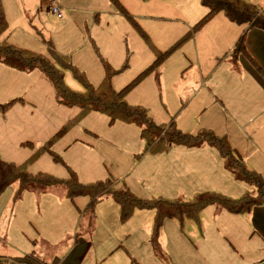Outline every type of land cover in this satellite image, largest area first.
<instances>
[{
  "label": "rangeland",
  "instance_id": "obj_1",
  "mask_svg": "<svg viewBox=\"0 0 264 264\" xmlns=\"http://www.w3.org/2000/svg\"><path fill=\"white\" fill-rule=\"evenodd\" d=\"M43 1L1 0L7 26L0 40L6 39L16 47L37 53L62 69L65 84L77 92H82L83 86L70 67L60 65V60L74 65L93 86L104 76L103 60L113 69L121 70L111 80L115 90H120L146 69L159 52L171 49L162 63L126 94L125 101L145 107L158 124H167L174 116L176 126L185 133L197 134L205 129V114L198 109L208 96L203 85L196 81L201 65L197 58L191 64L188 62L196 44L200 47L203 66L216 64L218 61L214 59L228 52V39L235 33L236 42L246 33L244 39L247 38L264 68V31L246 23L231 22L223 12L212 16L182 43L184 34L204 12L199 0H60L58 4L71 22L59 21L61 17L48 12ZM246 1L264 10V0ZM47 42H51L59 59ZM240 62L250 69L249 63ZM77 112L75 107L57 103L51 82L39 71L19 72L0 63L2 161L20 164L43 146L38 156L27 163L30 173L43 172L63 180L70 168L82 183L102 180L111 174L139 198L162 197L169 202L177 198L193 201L200 193L220 194L228 199L253 193L252 188L222 166L218 151L203 149L184 150L186 154L177 156L171 167L165 160L160 162L156 177L170 183L168 189H175L155 191L161 188L149 186L148 181L140 182L134 170L141 158L149 155L144 153L137 127L121 121L110 122L107 116L96 113L64 130ZM136 155L141 158L137 159ZM15 185L0 194V255L7 257L28 250V245L18 240L19 232L24 230L19 225L24 210L16 208L21 196H16L18 185ZM50 190L64 194V189L59 187ZM35 207L38 214L37 203ZM87 215L77 221L76 234L60 241L56 239L55 243L40 237L39 242L31 244L38 255L13 262L258 264L264 260V206L235 214L210 205L199 213L197 220L166 217L159 234V254L150 245L153 209L134 208L122 220L119 206L107 196ZM36 223L33 217L34 227ZM15 227L19 232L12 230ZM8 261L2 260L0 264H13Z\"/></svg>",
  "mask_w": 264,
  "mask_h": 264
},
{
  "label": "trees",
  "instance_id": "obj_2",
  "mask_svg": "<svg viewBox=\"0 0 264 264\" xmlns=\"http://www.w3.org/2000/svg\"><path fill=\"white\" fill-rule=\"evenodd\" d=\"M199 1L201 6L207 9V13L191 30H188L184 34L182 43L188 41L202 24L219 12H223L231 22L237 24L246 23L264 31V10L258 9L249 1ZM6 26L7 22L0 0V35L6 29ZM182 43L176 47L175 50L181 47ZM47 46L55 57L59 59V54L52 49L53 46L51 42H47ZM170 50L171 49L165 52H159V55L155 57V60L146 69L120 90H115L111 80L112 77L120 73L121 70L113 69L102 59L104 76L97 86L91 85L74 65L70 63L65 64L60 60V65H67L72 69L75 79L84 88L82 92H77L65 84L62 69L49 63L41 55L16 47L6 39L0 40V63L19 72L30 73L35 70L39 71L51 82L57 103L63 104L66 107H75L78 110L77 114L74 115L64 127V130H66L69 125L77 123L90 113H98L107 116L110 122L121 121L127 125H134L137 127L143 142L144 153L146 152L151 156L164 152L171 145L184 146L187 148H201L205 145L214 147L217 149L225 169L230 171L235 179L245 182L252 188V194L246 193L243 194L241 198L228 199L220 194L200 193L195 196L193 201L187 202L177 198L169 202L166 201L167 199H162V197L153 199L139 198L132 194L123 182L113 178L111 174H108V176L102 180L82 183L79 181L76 173L70 168H68V177L63 180H59L43 172L30 173L27 170V163L38 156L43 146L33 153L28 160L20 164L4 162L0 159V194L15 183L18 185V189L15 192L16 196L21 197L29 191L44 194L47 190H50L51 187H59L64 189V195L71 200L75 197L87 199L85 209L82 213L93 212L95 205L100 200L110 196L119 206L122 220L126 219L134 208H151L155 211V215L153 217L150 245L158 254L160 253V244L158 241L159 234L166 217H177L179 219L186 217L189 220H197L199 213L210 205L215 206L219 210L225 209L235 214L249 213L255 206H264V178L262 174L246 165L239 152L231 147L225 136H218L210 129H201L197 134L182 132L176 126L174 116L170 117V121L167 124H158L145 107L129 105L125 101L126 94L146 75L156 69ZM233 52L234 54L243 53L248 62L251 63L255 69L257 68L252 58L245 51L244 35L236 41ZM125 67L126 66L122 68ZM17 100L22 99L18 98ZM13 102H15V100L10 101V104ZM59 132L60 131H58V133ZM50 142L51 140L47 141L46 144ZM136 158L139 159L141 156L136 155ZM54 160L59 161L57 157H54ZM33 255V252L10 257L0 255V261L10 260L8 261L9 263L15 264L13 261H24L29 257L32 258ZM57 259L60 260L59 257ZM258 264H264V260Z\"/></svg>",
  "mask_w": 264,
  "mask_h": 264
},
{
  "label": "crops",
  "instance_id": "obj_3",
  "mask_svg": "<svg viewBox=\"0 0 264 264\" xmlns=\"http://www.w3.org/2000/svg\"><path fill=\"white\" fill-rule=\"evenodd\" d=\"M43 2L46 3L47 8L51 2H55L57 5H59L58 2L61 3L60 0H44ZM59 8L62 14L59 21L71 22L72 20L63 11V7L59 5ZM48 12L50 11L48 10ZM206 13L207 9L204 8V12L199 19ZM234 34L228 39V41L230 40L228 52L214 59L218 63L203 66L200 61V47L198 44H196L195 53L191 54L192 57L188 62L191 64L197 58L199 65L202 66L199 67L198 76L195 78L198 84L203 85L206 90L205 94L208 96V100L206 102L204 100V104L199 106L198 109L202 115L205 114V125L203 127L212 130L218 136H225L231 147L239 152L246 165L261 173L264 178V68L248 45L247 38L244 39V48L257 68L255 69L248 62L243 53L233 55L235 45L233 43L236 39ZM55 47H59L57 43H55ZM234 56H236L235 60L232 58ZM240 60L249 63L250 69L244 68ZM190 99L191 97H188V103H190ZM133 126L131 125V127ZM197 149L212 150L217 153V149L207 145L201 148L171 145L158 155L151 156L149 154L147 157L141 158L140 163L134 170H136L140 182L148 181L149 186L161 188L155 191H171L175 187L168 189L171 184L162 178L156 177L158 164L165 160V163L171 167L177 156H182L187 151H197ZM221 163L223 166L222 160ZM15 186L17 187V185ZM86 202V198L75 197L71 200L64 194L54 190H47L44 194L33 191L23 194L16 208H23L24 210V215L19 223L24 228L21 232L24 236L16 227L12 230L15 233L19 232L21 239L18 240L20 242L22 240L23 244L28 245L26 247L28 250L24 254L33 252L38 255L35 252L36 248H33L32 245L39 242L40 237L53 242L56 239L60 241L70 234H76L77 221L81 220V217L85 214L88 217L87 213H82ZM36 203L38 204V214L35 207ZM44 213L47 215L42 216ZM33 217L36 218L37 228L32 224ZM28 219H30V223H27ZM10 237L12 239V232Z\"/></svg>",
  "mask_w": 264,
  "mask_h": 264
},
{
  "label": "built area",
  "instance_id": "obj_4",
  "mask_svg": "<svg viewBox=\"0 0 264 264\" xmlns=\"http://www.w3.org/2000/svg\"><path fill=\"white\" fill-rule=\"evenodd\" d=\"M48 10L55 14L56 16L58 17H62V14H61V10L59 8V5H57L55 2H51L49 5H48Z\"/></svg>",
  "mask_w": 264,
  "mask_h": 264
}]
</instances>
